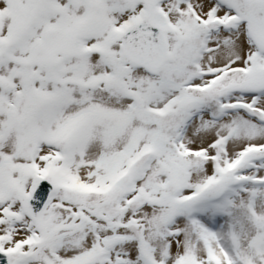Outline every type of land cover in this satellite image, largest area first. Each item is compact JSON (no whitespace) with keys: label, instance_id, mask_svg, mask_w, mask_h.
Listing matches in <instances>:
<instances>
[{"label":"snow or ice","instance_id":"1","mask_svg":"<svg viewBox=\"0 0 264 264\" xmlns=\"http://www.w3.org/2000/svg\"><path fill=\"white\" fill-rule=\"evenodd\" d=\"M0 264H264V0H0Z\"/></svg>","mask_w":264,"mask_h":264}]
</instances>
